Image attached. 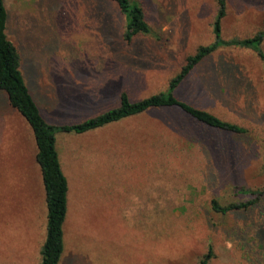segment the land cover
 <instances>
[{
    "label": "rangeland",
    "instance_id": "obj_1",
    "mask_svg": "<svg viewBox=\"0 0 264 264\" xmlns=\"http://www.w3.org/2000/svg\"><path fill=\"white\" fill-rule=\"evenodd\" d=\"M131 1L150 34L127 44L108 0H5L7 38L46 121L79 123L117 107L121 93L136 101L165 91L185 59L212 43L216 0ZM225 1L224 40L264 34V0ZM174 94L247 135L205 128L176 109L56 135L77 209L64 227L69 250L87 248L83 264H199L209 249L208 264H264V196L248 212L210 209L212 199L227 205L264 190V38L261 56L217 49ZM35 153L29 126L0 92V264H29L45 241Z\"/></svg>",
    "mask_w": 264,
    "mask_h": 264
},
{
    "label": "trees",
    "instance_id": "obj_2",
    "mask_svg": "<svg viewBox=\"0 0 264 264\" xmlns=\"http://www.w3.org/2000/svg\"><path fill=\"white\" fill-rule=\"evenodd\" d=\"M108 1L117 6L122 16V38L127 44H131L137 36L150 34L144 11L139 4L131 0ZM216 2L218 8L212 25V43L198 47L193 55L185 59L179 72L168 82L165 91L136 101H131L126 93H121L117 107L79 123L57 125L46 121L24 81L20 69V55L6 35L7 10L4 0H0V92L5 95L9 106L23 118L33 134L36 146L35 162L39 167L44 188L47 222L45 241L40 251V264H59L63 251V223L67 211L68 184L59 162L57 134L82 135L150 111L176 109L205 128L235 135H247L248 130L245 127L194 107L174 94L193 70L219 48L240 47L253 50L261 56L264 38L262 31L243 39L222 38L221 22L226 15V1L216 0ZM241 193L250 199L227 205H221L217 200L212 199L210 209L223 216L235 212H248L256 207L264 196V190ZM257 229L260 233L259 242L264 243V219ZM211 258L212 251L209 249L199 264H208Z\"/></svg>",
    "mask_w": 264,
    "mask_h": 264
},
{
    "label": "crops",
    "instance_id": "obj_3",
    "mask_svg": "<svg viewBox=\"0 0 264 264\" xmlns=\"http://www.w3.org/2000/svg\"><path fill=\"white\" fill-rule=\"evenodd\" d=\"M4 5H5V0H4ZM5 8H6V6H5ZM60 165H61V163H60ZM61 168H62V166H61ZM62 171H63V168H62ZM63 173H64V171H63ZM66 180H67V177H66ZM67 184H68L67 211H66L64 223L68 217H69V221H70L71 216H72V221H73L74 216L76 215V212H77V209H70V202H69L70 186H69L68 180H67ZM46 222H47V215H46ZM64 223H63V227H64ZM70 232H71V230L68 233H66V229L64 227L63 238H64L65 242H64V248H63L60 260H59V264H78V262H80L79 264H83L82 260L86 259L87 248H81L80 250H75V252L72 250H69V248L71 249V247H70L71 239H69L70 238ZM65 234H66V237H65ZM40 241H41L40 244L38 243L36 248L35 249L33 248L31 250L32 252H36V253L34 256H29V260H30L29 264H40V260L38 259V257H39L40 251H41V247L44 243V240L42 239Z\"/></svg>",
    "mask_w": 264,
    "mask_h": 264
}]
</instances>
